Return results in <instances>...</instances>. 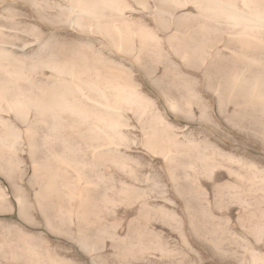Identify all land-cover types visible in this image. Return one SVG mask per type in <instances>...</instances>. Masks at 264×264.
Listing matches in <instances>:
<instances>
[{
	"label": "rangeland",
	"instance_id": "1",
	"mask_svg": "<svg viewBox=\"0 0 264 264\" xmlns=\"http://www.w3.org/2000/svg\"><path fill=\"white\" fill-rule=\"evenodd\" d=\"M110 2L96 5V18L124 19L141 34L127 53L80 25L97 20L84 11L92 0H0V46L11 55L0 58L9 66L0 63V82L8 84L6 99L21 91L32 101L25 99L30 108L17 116L0 110V264H264L263 44L238 42L224 18L205 15L200 0ZM117 5L123 17L114 20ZM256 34L264 38V30ZM97 48L109 65L131 73L139 95L124 115L120 148L92 155L95 134L82 123L76 128L80 122L74 126L68 113L53 120L31 94L47 87L54 71L48 57L103 74ZM12 58L22 78L15 82ZM145 132L159 144L144 145ZM57 153L88 183L78 215L69 211L79 206L68 195L77 188L73 180L47 182V170L32 163Z\"/></svg>",
	"mask_w": 264,
	"mask_h": 264
},
{
	"label": "bare ground",
	"instance_id": "2",
	"mask_svg": "<svg viewBox=\"0 0 264 264\" xmlns=\"http://www.w3.org/2000/svg\"><path fill=\"white\" fill-rule=\"evenodd\" d=\"M92 1H93V3H92L93 6L90 7V8L88 7V9L86 8V10H84V11L87 12L88 14L90 12H93V13H90L94 17L93 19H97L96 16H95L96 14L94 13V12H96L95 11L96 8H98L96 5H99V3H103V2L106 3V4H112L113 5V3H112L113 1L110 2V0L109 1L108 0H92ZM69 2H71V1H69ZM199 3H200V7L202 8V11L205 13L206 16L213 17V18L214 17L215 18L216 17H222V18H224V20L226 21V23L229 24V26H231L235 30V31H233V32H235L234 33L235 34L234 36L240 38V39L237 38L238 39V42H240L239 40H241V43H244V45L248 46L249 44H252L253 42H255V39H256V40H258V43L263 44V48H264V38H258V36H262V35L259 34L257 36V34H256V33H258V31L264 30V0H200ZM101 5L102 4H100L99 6H101ZM112 5H109L110 8H112L111 7ZM115 8H113V9H115ZM120 8H122V6ZM120 8L118 9V5H117V8H116L118 10V11L116 10L117 11V13H116L117 14V17L115 15L116 18H114V20H119V18H121V16L123 15V14L121 15V13L123 11H121V12L119 11V10H122ZM124 8H126V7H123V10H124ZM126 10H124V11H126ZM123 20L124 19H121L120 22H117L116 21V22H112V23H106L105 20L102 21L100 19H97L95 21L94 20L93 21L90 20V21H87V22L85 21L84 24H80V25L86 27L88 29V31L90 29V34L93 33V32L94 33L95 32H97V33H100V32L102 33L103 32L104 33V36L107 38V42L109 41L108 44H110L111 47L115 51H121L122 52V50H123V51H126V53H127V51L129 52V50H133V48H134L133 47V45H134L133 44L134 37L136 35H138L139 32L138 31L136 32L135 29L131 30V28H129V25H127V23L124 22ZM100 21H102V23ZM92 30H93V32H92ZM228 34L230 35L232 33H228ZM102 36H103V34H102ZM138 36H141V34L138 35ZM143 36H145V35H142V37ZM142 37H140V38H142ZM236 41L237 40L235 38V42ZM1 42H3V45H5V44L8 45V44L11 43L10 41H8V39H5V40L3 39V40H1ZM86 46H90V47H88L90 49H91V47L92 48L95 47V46H92L91 45V42H86ZM258 46H260V45H258ZM62 50H61V52H62ZM93 51H94V49L91 52L93 53ZM95 51L97 52V53H95V54H97L96 55V60L99 62V64L101 63L102 70L104 71L103 74L101 72H99V70L95 71V73H90V71H91L90 69L91 68L89 69L90 71L88 69H86V71H85L84 69H85V66L86 65L84 66V69L76 68L75 63H73V61H70L68 58H64V59L60 60V61H62L61 63H54L55 60L49 59L50 57H48V60H46V66L49 64V66L54 71H52L53 72L52 74L50 73L51 76L48 78L49 82L47 83V87H45V88L43 87L44 88L43 90L42 89H38L37 91L41 90L42 92H38L40 94L37 95V97L35 96L36 94H31V95H33L32 97L35 98V101L38 104V106L39 107H43L45 113L47 112L48 114H50L53 117L52 118L53 120L57 119V116L58 115H61L62 114L61 116L64 117V116H66V113H68L69 114L68 117L73 118V120H71L70 122L72 123L73 121H75V122L72 123L73 125H74V123L76 125V121L77 122H80V125H78V123H77L78 126H76V128H78L79 126H81V123H82V125L85 124L87 126L86 128L88 130L92 131V133L95 134V136L99 140V142L96 141L97 144L90 145V151H91V154L92 155H95L102 148H106L107 150H110V151L111 150L114 151L116 149V147H119L120 148V146H117V143L121 142L122 140L118 136L119 135H122V136L125 137V135H123L122 134V131H121L122 130L121 128L124 127V125L126 126V122L123 123L124 115L126 114V112L128 110L129 111L131 109L133 110L134 107H131V104L134 105L133 104V100L135 102L138 99V97H137V99H136V97L133 99V97L139 95V94H136L137 93L136 92V88H137L136 86L137 85L136 84L133 85V83L130 80V77H131L130 74L131 73L128 72L127 70H125L126 68L119 67V66H116V65H109L111 63V62L109 63V61H111V60L110 59L108 60V58L106 56H104L105 54L103 55L101 53L100 49L97 48V49H95ZM87 52H88V50H87ZM69 54H71V53H69ZM1 57L3 59H7V60H8V58L11 57L10 53H8V50L4 46L3 47L0 46V58ZM75 61H77V60H75ZM106 61H107V63H106ZM2 62H0V63H2V65H4L3 67L6 68L8 65H5L4 61H2ZM8 62H9V64H11V68H12V71H13V74H14V77H12V78L10 77L11 78V81H14L15 82V81L20 80L19 77H20L21 71H19V69H20L19 60H17L16 58L15 59L12 58ZM94 63H95V60H94ZM0 67H2V66H0ZM25 68H27V67H25ZM100 70H101V68H100ZM25 76H27V75H25ZM32 78L35 80L34 77H32ZM48 80H46V81H48ZM11 81H10V83H13ZM3 82L2 81L0 82V110H3L4 107L7 110H14L16 112V114H15L16 116H17V113L23 112L24 110L25 111L29 110V109H27V108H30V107H28L29 105L27 103H25L24 101H25V99H28V101L31 102V104H32V101L30 100V98L21 99V97H24V96H22L21 91H19V89H21V88L18 89V91L20 93H18V92L16 93L15 92V94H13L14 92L12 93L10 91V94L12 93L13 95L11 94V96H9V97H11V99H6L5 95L7 93L5 92V88L8 86V84L6 85ZM24 82H25V79H24ZM16 83H18V82H16ZM26 84H28V83H26ZM13 85L16 86L15 84H13ZM7 88H9V87H7ZM26 89H27V87H26ZM29 89H28V91H29ZM34 89H35V87H34ZM21 90H23V89H21ZM23 92H25V91H23ZM19 94L21 96H19ZM26 94L24 93L23 95H26ZM260 96H261L259 98L260 101L262 103H264V93H262ZM28 101H26V102H28ZM2 102H4V104H2ZM144 106L146 107L147 105L145 104ZM34 107L35 106L33 105V108ZM143 110H144V108H143ZM34 112H35V110H34ZM4 113H5V111H4ZM143 113H145V112H143ZM6 114H7V112H6ZM30 114H32V113H30ZM26 116L28 117V115H26ZM35 116H36V114H35ZM42 116L40 115V117H42ZM3 117H5V116H3ZM3 117L0 116V120H2V121H0V124L5 122V121H3L5 118L2 119ZM58 117H60V116H58ZM6 118H7L6 120H8V117H6ZM33 118H34V116H33ZM37 119H35V120L37 121ZM64 120H65V118H64ZM31 121L32 122L29 121L30 122V125L34 122L33 120H31ZM36 121L34 122L35 125L37 124ZM23 122L26 123L27 121H23ZM39 122L41 123L42 121H39ZM4 124H6V122ZM26 125H28V124H26ZM34 126L33 127H30V126L28 127V129L32 128L31 131H30V133L33 130L37 131L36 129H34ZM59 126L62 127L63 125L59 124ZM131 127L133 128V126H131ZM7 128L9 129V126ZM35 128H37V125H36ZM57 128L58 127H56V129ZM67 128L68 129H70V128L73 129L72 126L71 127H67ZM80 128L83 129V127H79V129ZM129 128H130V125H129ZM129 128H127L126 130H128ZM2 129H4V128H2ZM28 129H26V130H28ZM63 129H64V127H63ZM87 129H84V130H87ZM65 130H67V129H65ZM84 130L82 132H85L86 133V131H84ZM16 131L22 132L21 130H19V128L18 129L17 128L15 129V133H16ZM64 131H62V133ZM11 132H13V131H11ZM11 132L9 134H11ZM74 132H75V130H74ZM79 132H80V130H79ZM125 132L128 133L127 131H125ZM26 133H27V131H26ZM26 133H25V135H26ZM55 133H57V132H55ZM85 133L83 135H87ZM16 134H18V133H16ZM34 134H36V133H34ZM69 134H70V132H69ZM0 135H2V134H0ZM28 135H31V134H28ZM58 136L60 137V133H59ZM62 136H61V138L63 139L64 137H62ZM67 136H69V135H67ZM1 137L4 138L3 136H1ZM5 137H7V136H5ZM96 137H93L92 136L93 139L96 138ZM117 137L121 141L116 140V139H118ZM26 138H28V137H26ZM92 138H91V141H94L95 142L96 139L95 140H92ZM151 138H152V134L145 132V134H144V145H146L149 148H152L153 146L159 144L157 141H155V142L152 141ZM31 139H33L32 136H30L29 143H30V141H32V143L34 141V143H35V140H31ZM4 140H5V138L3 139V141ZM123 140H124L125 143L127 142L125 139H123ZM6 141H7V138H6ZM30 146H31V143H30ZM66 147H67V145H66ZM5 148H6V146H5ZM81 150H83V149H81ZM90 151H87V152L84 151V152H86V154H87ZM102 151H101V153H102ZM118 151H120V149ZM118 151H116V152H118ZM103 152H105V151H103ZM65 154H66V152H65ZM114 154H116V153H114ZM51 155H53V154H51ZM63 155L62 154H59V153L55 154L54 157H51L49 155L50 158L48 157L49 159L47 158V160H46L45 163L42 160H39V159H38V161L35 160L32 163L34 165V168L39 169L40 171H41V169L47 170V171H45V172L42 173V177L43 178H47V180H48L47 182H49V180H51V179L54 180L55 178H58V177H60V178L62 177V178H65V179H70V180H68L69 183H70V181L73 180L72 182H74L76 184L77 188L74 189V190H72V191H68V195L70 197L76 199L78 201V203H79V206H77V207L74 206L75 207L74 210L73 209H69V208L68 209H69V211L72 210L70 212L71 214L78 215L80 213V209H79V208H81L80 205L82 204L80 202H82L85 198H87L86 188H87L88 183L84 179V177H83L84 175L81 172H79L78 170H76L72 166V163L70 162L71 160H67L64 157L65 155L64 156ZM109 155L111 156V154H109ZM43 157H45V156H43ZM99 158H101V157H99ZM99 158H97V159H99ZM50 165L51 166L52 165L55 166L57 168V170H53V169L49 170V167H51ZM35 173H36V171H35ZM45 190L46 191L47 190L50 191L49 189H45ZM42 192H41V194H42ZM261 257H263V256H261ZM261 257H259V259ZM259 259L257 257L256 260H259ZM261 260H262V258H261Z\"/></svg>",
	"mask_w": 264,
	"mask_h": 264
}]
</instances>
